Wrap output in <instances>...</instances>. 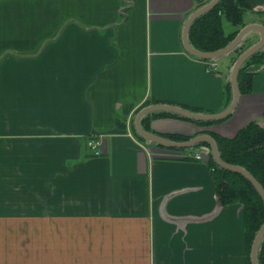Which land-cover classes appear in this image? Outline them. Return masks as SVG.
I'll return each mask as SVG.
<instances>
[{
  "label": "crops",
  "instance_id": "1",
  "mask_svg": "<svg viewBox=\"0 0 264 264\" xmlns=\"http://www.w3.org/2000/svg\"><path fill=\"white\" fill-rule=\"evenodd\" d=\"M197 1L0 0V264H247L242 206L219 202L209 154L178 157L133 130L147 99L228 103L231 53L212 68L182 44ZM246 1L264 25V0ZM245 71L251 90L225 119L156 116L151 129L264 128V61Z\"/></svg>",
  "mask_w": 264,
  "mask_h": 264
},
{
  "label": "trees",
  "instance_id": "2",
  "mask_svg": "<svg viewBox=\"0 0 264 264\" xmlns=\"http://www.w3.org/2000/svg\"><path fill=\"white\" fill-rule=\"evenodd\" d=\"M207 0H198L196 7ZM251 6L246 0H219V2L207 13L198 17L189 28V40L191 44L200 50L210 51L226 45L236 35L238 30L248 22V14L253 13ZM228 23L229 28L225 29L224 24ZM251 41L244 39L241 44L231 51V61L249 45ZM207 60V59H205ZM258 61H264V49H260L247 58L238 72L239 92H249L251 90L252 75L245 71L248 64ZM225 91L228 95V101L231 96L230 81H227ZM157 102L147 99L139 108ZM138 108V109H139ZM194 111L197 109L189 108ZM156 116H172L192 121L199 125H210L221 121H197L187 119L174 113L153 112L142 118L141 124L144 129L153 131L150 127V119ZM134 130V128H133ZM154 132V131H153ZM135 133V130H134ZM173 140H187L188 135L179 133H159ZM216 141L221 158L232 164H238L245 167L261 183L264 188V128L256 121H250L242 126L233 137H224L215 132H209ZM136 135V134H135ZM142 141V137L136 135ZM198 145H207L206 142L197 143ZM178 149V148H171ZM207 165L210 169L214 182L215 191L221 204L239 203L242 206V219L244 227V247L247 264L250 263V247L255 232L264 220L263 201L248 179L238 172L219 166L210 156L207 159ZM259 264H264V236L262 238L258 252Z\"/></svg>",
  "mask_w": 264,
  "mask_h": 264
},
{
  "label": "water",
  "instance_id": "3",
  "mask_svg": "<svg viewBox=\"0 0 264 264\" xmlns=\"http://www.w3.org/2000/svg\"><path fill=\"white\" fill-rule=\"evenodd\" d=\"M219 0H207L200 6L194 8L186 17L183 22V26L181 29V39L184 49L193 57L202 59V60H216L223 55L230 53L235 50L241 42L244 40V37L251 31L259 32L260 36L257 41L250 44L247 48H245L233 61L231 69H230V86H231V96L227 103V105L218 112L208 113L202 111H194L189 108L176 105L173 103H165V102H151L139 108L134 117H133V125L135 134L142 137L147 143H154L155 145H159L165 148H189L194 147L197 143L206 142L209 146L210 156L212 159L221 167L235 171L243 175L246 179L250 181V183L254 186L258 194L260 195L263 204H264V188L261 183L251 174L245 167L232 164L224 161L220 154L214 138L207 134L201 133L189 137L187 140H173L167 138L159 133L148 131L143 128L141 124V120L146 115H149L153 112H169L174 113L179 116L185 117L191 120L197 121H215L219 119H223L230 115L232 110L235 108L238 98H239V86H238V72L244 61L249 58L256 51L262 49L264 47V25L256 22H248L243 25L236 35L223 47L217 48L215 50L205 51L200 50L194 47L189 40V28L193 24V22L200 17L201 15L210 11ZM264 236V220L257 229L254 234V237L251 242L250 247V263L251 264H259L258 260V252L260 249V244L262 238Z\"/></svg>",
  "mask_w": 264,
  "mask_h": 264
},
{
  "label": "built area",
  "instance_id": "4",
  "mask_svg": "<svg viewBox=\"0 0 264 264\" xmlns=\"http://www.w3.org/2000/svg\"><path fill=\"white\" fill-rule=\"evenodd\" d=\"M210 67L212 68H216L215 62L214 60L210 61ZM86 144L89 148L92 149V153L94 155H99L100 153H102V141L100 138H94V137H89L86 140ZM205 151H200V150H196L194 149V147H189V148H184L182 150H179L178 152H176L174 155L178 156V157H182V158H187V157H194L196 159H201L202 157L209 154V148L205 145H202V147Z\"/></svg>",
  "mask_w": 264,
  "mask_h": 264
},
{
  "label": "rangeland",
  "instance_id": "5",
  "mask_svg": "<svg viewBox=\"0 0 264 264\" xmlns=\"http://www.w3.org/2000/svg\"><path fill=\"white\" fill-rule=\"evenodd\" d=\"M224 26H225V29L229 28L228 23L224 24Z\"/></svg>",
  "mask_w": 264,
  "mask_h": 264
}]
</instances>
